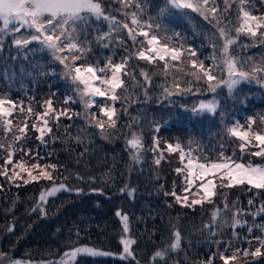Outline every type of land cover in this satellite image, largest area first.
Returning <instances> with one entry per match:
<instances>
[{
    "label": "trees",
    "instance_id": "trees-1",
    "mask_svg": "<svg viewBox=\"0 0 264 264\" xmlns=\"http://www.w3.org/2000/svg\"><path fill=\"white\" fill-rule=\"evenodd\" d=\"M102 3L107 9L106 15L112 14L117 19H124L125 9L117 12L116 9L121 8V5L116 0H102ZM163 4L164 0H148L145 18L156 17ZM261 13H264V7L256 0L254 14ZM89 20L87 40L93 42L89 59L98 61L100 66L104 65L108 56L119 62L125 55L123 47L113 45L104 48L94 42L98 34L95 29L98 28L99 33H107L108 22L96 20L95 17H89ZM128 22L130 23V20ZM156 22L169 29L168 35L172 32L179 33L180 36L173 42H183L185 46L197 49L199 59L203 60L212 53L208 39L211 35V25L198 14L193 13L189 18L179 10H172ZM123 38L127 41L128 51H135L136 46L127 38L126 30L123 32ZM140 39L143 38L138 37V40ZM240 43L248 45L244 49L237 48L241 56H264V44L247 36H242ZM133 62L136 64L139 85H144L143 77L139 75L141 68L151 77V84L146 86L145 95L144 86L133 85L126 78L128 90L121 94L127 99L115 104L117 109L126 111H120V119L117 121L119 131H112L110 139L106 140L99 134L98 129L87 124L84 118L85 109L79 102V97L73 94L71 82L62 76L63 66L54 60L50 51L36 42L27 49L18 51L12 36L4 37L3 51L0 52V96L7 95L13 101H23L25 106L33 100L32 107L36 112H42L43 101L51 97L54 108H69L71 113L79 115H72L71 119L61 117L59 127L53 125L56 138L50 139L46 146L36 139L38 133L31 129L34 118L29 119L27 147L44 156V162L63 165L66 170L62 174L54 173V176L57 183L63 182L73 191H62L55 197H49L43 206L46 215L42 216L32 209L36 206L42 189L52 186L50 182L41 180L17 187L0 177V185L4 186L3 190H0V254H3L0 256V264L18 260L23 264L55 261L60 259L64 251L69 250L72 242H75L74 246L87 245L113 254L95 258L81 257L78 258V264H91L94 261H103L106 264H136L137 260L139 264H165L159 258L153 259L154 253L173 242V233L176 230L181 233L180 248L169 253L167 264H200V261L204 263L210 255L223 250V246L215 241H231L232 249L241 248L240 239L229 234L230 226L227 223L236 211L233 203L245 211L248 209V199L260 201L264 192H250L246 186L223 189L227 194L230 211L224 208L222 196L214 197L213 204L184 207L175 203L171 195H165L170 193L174 186L177 193L184 186L182 173L175 171L183 167L179 152L165 151L161 163L155 165V154L145 151L142 162L137 163L131 159L135 150L126 145V139L130 138V131L142 133L145 149H148L152 147L153 137L158 136L162 148L165 141L172 144L176 141L184 149H191L195 156L203 155L213 160L223 145L225 155H233L235 151V155L242 162L261 161L259 157L241 154L238 141L234 142V138L225 136L223 130L225 126L233 123L234 118L244 120L247 116H264V85L255 81H242L231 94L227 87L222 86L218 89L219 107L215 113L193 112L192 107L198 104L199 100H210L216 94L203 91L168 98L161 95L162 86L166 80L171 83L174 74L177 80L191 79L190 76L181 74V69L188 71L181 62H170L167 77L164 75V62L157 61L155 65H150L146 61L134 59L130 63ZM209 63L211 61H205L206 65ZM196 86L206 88L203 81L194 85ZM67 95L73 96V101L65 104ZM95 109L93 106L91 111H96L99 116ZM9 118L15 124L25 116L16 111ZM130 123L134 124L131 130L127 127ZM156 124L160 126L159 132L155 131ZM255 127L257 125H254ZM78 135L83 140L81 144L75 141ZM10 136L11 134L4 136L5 141L9 140ZM85 149L87 154L81 157L80 153ZM48 153L54 155L48 156ZM0 155H6L4 150L0 149ZM2 163L0 160V164ZM77 174L86 179H96L91 183L80 182L76 179ZM125 186L135 189V192H121L120 189ZM93 187H103L104 191L93 192L90 190ZM76 188H82L83 191L77 194ZM217 208L222 211V216L213 222L212 212ZM117 210H122L129 216L130 232L124 235L137 241L131 245L136 253L135 260L123 259L119 255L123 247L120 243L122 223L116 216ZM258 219L264 220V213L260 214ZM206 226H210L211 231ZM77 230L79 238L75 235ZM260 235L261 230H254L252 237ZM184 257H189V261L185 262ZM218 259H214V264H218ZM250 264H264V257Z\"/></svg>",
    "mask_w": 264,
    "mask_h": 264
},
{
    "label": "snow or ice",
    "instance_id": "snow-or-ice-1",
    "mask_svg": "<svg viewBox=\"0 0 264 264\" xmlns=\"http://www.w3.org/2000/svg\"><path fill=\"white\" fill-rule=\"evenodd\" d=\"M116 2L121 5V8L116 9L117 12L125 9L123 20L117 19L112 14L106 15L107 9L103 6L102 0H0V52L3 51L6 35L12 36L13 44L18 51L27 49L33 42L49 50L54 60L63 66L62 76L71 82L73 94L79 97V102L85 109L84 118L87 124L98 129L99 134L106 140L110 139L112 131H119L117 121L120 119V111H126V109L115 107L117 101L127 99L121 94L128 90L126 78L133 85L144 86L145 95H147L146 86L151 84V77L141 68L139 75L143 77L144 85H139L136 64L130 63L134 59L146 61L150 65H155L157 61L164 62L165 77L168 75L170 62L179 61L188 68V71L181 69L180 72L183 76H190L191 79L177 80L174 74L171 83L166 80L162 86L161 95L168 98L203 91L216 94L210 100H199L198 104L193 105V112L215 113L219 107L218 89L222 86L227 87L231 94L242 81H255L264 85V56L245 57L237 51L238 47L240 49L248 47L240 43L242 36L264 44V13L254 14L256 0H164L158 15L146 18L145 8L148 0H116ZM259 3L264 7V0H259ZM172 10H179L182 15L189 18L193 13L198 14L211 25V35L208 39L212 46V53L209 56L203 60L199 59L197 49L185 47L183 42H173L180 36L179 33L172 32L168 35L169 29L156 22ZM89 17L108 22L107 33H99V29H95L98 34L94 42L101 44L104 48H110L113 45L123 47L125 55L119 62L114 61L112 56H108L101 67L98 61L93 62L89 59L93 43L87 40ZM124 30H126L127 38L136 46L133 52L128 51L127 41L123 38ZM138 37L143 39L138 40ZM205 61H211V63L206 65ZM201 81L206 84L205 89L194 87ZM97 97L104 99L97 102L95 99ZM72 101L73 96H68L64 103L68 104ZM32 104L33 100L25 106L23 101H13L7 95L0 96V133H2L0 149L6 153V155H0V160L3 161L0 164V177L17 187L41 180L50 182L52 186L42 189L36 206L32 209L33 212H39L44 216L46 212L43 206L49 197H55L62 191L71 192L73 189L63 182L57 183L54 176V173L62 174L66 170L63 165L44 162V156L27 147L28 121L34 118L35 122L31 124V129L38 133L36 139L46 146L50 139L56 138L53 134V125L59 127L61 117L71 119L72 115H79V113H71L69 108H54L51 97L43 101L42 112L34 111ZM94 105L98 109L99 116L96 111H91ZM17 109L20 115L25 116V119L14 124L9 117ZM254 125L257 127L254 128ZM127 127L131 130L134 124L130 123ZM155 131H160L159 124H156ZM9 134H11L10 139L5 141L4 136ZM223 134L234 138V142L238 141L241 154L264 160V116L250 117L243 125L236 121L231 126H225ZM129 135L126 145H130L131 149L135 150L131 159L137 163L142 162L145 151L155 154L156 158L153 161L155 165L161 163L165 151L179 152L182 162L187 156V163L175 170L177 173L184 174L181 194H177L175 186L170 193H165V195H171L175 203L184 207L194 208L205 203L213 204L214 197L222 196L224 208L230 211L227 194L223 192V189L246 186L250 192L253 190L264 192V163H253L250 160L239 162L235 151L233 155H225L223 145L216 159L213 160L203 155L193 156L191 149L186 153L179 142L173 145L165 141L162 148L158 136L153 137L152 147L145 149L142 133L130 131ZM75 141L77 144L83 143L79 135L75 137ZM191 143L190 141L189 144ZM250 146L257 150L250 152ZM17 153H20V157L14 160ZM86 154L87 149L81 152L80 156L83 157ZM52 155L54 153H48V156ZM76 179L91 183L96 178L87 177L86 179L77 174ZM194 186L195 192L192 191ZM3 187L0 185V190H3ZM90 190L103 192L104 188L93 187ZM75 191L79 194L83 189L76 188ZM120 191L132 194L135 189L125 186ZM248 204L255 206V199H250ZM233 207L236 211L232 215V227L247 225V221L242 219V216L247 213L237 207L235 202ZM262 213H264V203H261L251 215L255 218ZM116 216L122 223L120 243L123 247L119 255L123 259L135 260L136 253L131 245L136 244L137 241L124 235L130 232L129 216L122 210H117ZM221 216L222 211L215 209L212 212V221L216 222L217 217ZM219 226L218 224L217 227ZM206 227H209L211 231L210 226ZM254 228L261 230L260 236H254L251 239L243 238L254 247V250L232 249L231 241H215L223 246V250L213 253L204 264H213V260L217 257L223 264H250L249 257L253 261L264 257V224H252L248 226V232L252 233ZM75 235L79 238V230ZM180 243L181 233L176 230L173 233V242L157 250L153 259L159 258L167 264L169 253L179 249ZM74 244L75 242H72L69 245V250L64 251L58 261H41L39 264H78V258L81 257L95 258L113 255L87 245L74 246ZM229 251L230 254H228ZM9 264H23V262L10 261ZM136 264H139L138 260Z\"/></svg>",
    "mask_w": 264,
    "mask_h": 264
},
{
    "label": "rangeland",
    "instance_id": "rangeland-1",
    "mask_svg": "<svg viewBox=\"0 0 264 264\" xmlns=\"http://www.w3.org/2000/svg\"><path fill=\"white\" fill-rule=\"evenodd\" d=\"M185 47H190V46H185ZM103 65H101V67H102ZM66 98L68 97V95L67 96H65ZM96 100H97V102H101V101H103V99L104 98H100V97H97V98H95ZM94 107L96 108V106L94 105ZM95 110H97L98 111V109L96 108ZM17 112H19V110L17 109ZM248 118H250V116H247L244 120H240L239 118H234V121H233V123L234 122H236V121H239L242 125H243V121H245L246 122V120L248 119ZM25 119V118H24ZM23 119V120H24ZM22 120V121H23ZM232 123V124H233ZM231 124V125H232ZM230 125V126H231ZM29 133H30V129H29ZM29 135V134H28ZM175 143H176V141L173 143V145H175ZM257 149L256 148H254V147H249V151H256ZM189 150H186L185 149V152L187 153ZM192 155L193 156H195L193 153H192ZM19 157H20V153H17L16 154V156H14V160H16V159H19ZM156 158V157H155ZM180 158V157H179ZM182 162V161H181ZM202 162V161H201ZM239 162H242V161H240L239 160ZM253 162V161H252ZM187 163V156H186V158H185V160L182 162V166H184L185 164ZM253 163H264V160H261V161H258V162H253ZM181 180H182V184L184 185V183H183V180H184V174L182 173V175H181ZM192 191L193 192H195V186L193 187V189H192ZM178 195L179 194H181V191L179 192V193H177ZM197 198H199V197H197ZM250 200V198L248 199V201ZM248 201H247V203H248ZM256 203V205L255 206H250L249 204H247V206H248V209L247 210H245L244 212L245 213H247V214H245V215H243L242 216V219L243 220H246L247 221V225H244V226H236L235 228H233L232 227V223H231V221H232V219H231V221H228L227 223H229V226H230V232H229V234L232 236V237H234V238H239L240 239V245H242L241 246V249H243V248H250L251 250H254V247L253 246H250L246 241H244L243 240V238L244 237H248L249 239H251V237H252V235H253V232L252 233H249L248 232V226H250V225H252V224H257V225H260V224H264V220H260V219H258V216H256L255 218L251 215V213L252 212H254V211H256V208L261 204V203H264V196H261V199H260V201H257V202H255ZM198 207H200L201 205H197ZM215 210V209H214ZM211 218H212V216H211ZM246 231H245V230ZM254 230H260L259 228H254ZM253 230V231H254ZM237 248H239V247H237ZM235 249V248H234ZM185 252V251H184ZM184 255V253H182V256ZM181 256V257H182ZM210 257H212L211 255H210ZM262 258V257H261ZM258 259H260V258H258ZM258 259H256V260H252V258L251 257H249V261L250 262H256V261H258ZM59 259H57V260H55V261H58ZM168 260V259H167ZM184 260H185V262H188L189 261V257H184ZM209 260V259H208ZM207 260V261H208ZM18 261H20V260H18ZM216 260H213V264H214V262H215ZM82 264H89V263H85V262H83ZM91 264H106L105 262H103V261H94V262H91ZM173 264H176L175 262H173ZM179 264V263H178ZM193 264H196V263H193ZM200 264H204L203 263V261L201 262L200 261ZM218 264H223V262L222 261H220L219 259H218Z\"/></svg>",
    "mask_w": 264,
    "mask_h": 264
}]
</instances>
